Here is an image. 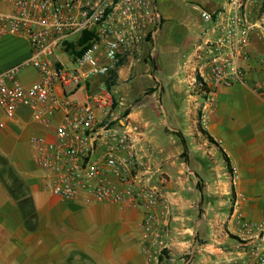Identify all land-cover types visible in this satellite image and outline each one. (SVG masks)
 <instances>
[{
	"label": "crops",
	"instance_id": "0c3cea01",
	"mask_svg": "<svg viewBox=\"0 0 264 264\" xmlns=\"http://www.w3.org/2000/svg\"><path fill=\"white\" fill-rule=\"evenodd\" d=\"M227 1L184 0L196 15L180 12L179 7L162 11L164 24L155 62L146 58V46L140 61L125 63L117 71L116 109L135 128L134 145L150 186L160 187L172 204L173 220L164 239L168 249L162 257L161 251L157 258L149 259L143 251L141 209L65 201L44 192L39 172L28 157L29 138L44 131L30 122L27 109L20 110L18 126L0 107V264H185L184 256L191 248L197 252L194 264H215L231 253L243 256L259 241L254 234L242 236L245 248L239 249L236 236L222 231L223 194L233 188L231 182L222 179L228 174L223 166L217 169L221 178L212 186L200 189L191 178L206 172L204 162L191 168L193 158L205 156L207 151L203 141H198V147L192 146L197 138L190 136L200 122L197 117L201 110L202 125L228 160L240 213L252 223L264 220V98L256 89L257 84L264 83L262 38L254 36L251 58L242 64L244 83L219 88L210 104L198 93L193 95L199 67L194 55L203 26L201 11H214ZM5 9L0 0V11ZM30 51L21 37L0 38V74L25 62ZM19 79L30 83L36 79V72L22 70ZM163 80L167 97L185 98L187 94L180 105L167 104L165 111L169 129H182L184 141L172 135L159 137ZM185 149H189L190 162L181 163L179 157ZM206 195L213 197V216L203 213L198 217ZM227 229L239 232L233 219Z\"/></svg>",
	"mask_w": 264,
	"mask_h": 264
},
{
	"label": "built area",
	"instance_id": "2783aa9c",
	"mask_svg": "<svg viewBox=\"0 0 264 264\" xmlns=\"http://www.w3.org/2000/svg\"><path fill=\"white\" fill-rule=\"evenodd\" d=\"M1 2L0 38L21 37L31 51L25 62L0 74V107L18 126L20 110L27 109L30 122L44 131L28 142L44 192L65 201L141 209L142 248L149 259L157 258L166 247L155 216L159 194L141 169L135 128L117 111L114 90L120 66L140 61L146 46V58L155 62L164 24L157 0ZM201 17L194 86L209 95L210 104L219 88L245 82L242 64L251 58L252 40L259 35L264 41V0H228L214 11L202 10ZM26 68L36 72L30 83L19 79ZM256 89L264 98V83ZM232 261L264 264V236Z\"/></svg>",
	"mask_w": 264,
	"mask_h": 264
},
{
	"label": "rangeland",
	"instance_id": "374dc122",
	"mask_svg": "<svg viewBox=\"0 0 264 264\" xmlns=\"http://www.w3.org/2000/svg\"><path fill=\"white\" fill-rule=\"evenodd\" d=\"M157 4L158 7L160 9V12L167 10L168 8L171 9H179L181 10L180 12H187V13H191L193 15H196L198 13H196L189 5L185 4L184 0H157ZM200 7H204L203 4H198ZM203 9H206L205 7ZM26 69H30V68H26ZM24 69V70H26ZM162 85V92L161 94L164 95L163 99L160 101V104H158L159 107H163L164 112L161 111V116L162 118L159 119V121L161 122L160 125V131H159V137L160 138H164L165 136H169L172 135L174 137V139H179L181 141L183 139V130L180 128H177L174 126L172 128V130L169 129V126L167 125L166 121H165V111H166V106L167 104H174V105H180L183 102V99H187V94L184 97L181 96H176V97H167L166 96V82L163 80L160 83ZM117 91V90H116ZM194 93L193 95H196V93L199 94V96L202 98L203 102L207 101L210 97L208 94L206 93H201L198 87L194 88ZM117 93L119 94V92L117 91ZM200 109H201V105H200ZM161 110V108H160ZM199 111V110H198ZM211 114L213 115V111L211 110ZM200 122L197 123V125L195 126L194 132L191 133L190 136L197 138L196 142L197 144H194L192 146L194 147H198V141H203L205 143V146L207 148L206 151V155L205 156H196L193 158V165L191 166V168H196L198 165V162H204V166L206 169V172H204V175L202 176H198V175H191L192 178V182L195 186L199 187L200 189H203V187H205L206 185H214L216 183L217 180H219L221 178V176H219V171L217 170L220 166H223V169L226 170V172L229 174L231 173V170L228 167V162L225 159V156L222 154V152L217 148V146L215 145V142L212 138V140L210 139L211 137L207 134L206 128L202 125L201 123V110L198 112V117ZM157 126H159L157 124ZM183 143V142H182ZM29 144V143H28ZM185 146V145H184ZM192 146H189V148H191ZM28 157L31 160V150L29 147V153H28ZM146 160V157H143V160ZM190 159V152L189 149H185L184 152L181 154V156L179 157V160L181 161V163H186L188 162ZM32 161V160H31ZM190 162V161H189ZM144 164L141 165V169H143ZM187 168V167H186ZM193 169H191L192 171ZM190 172V171H189ZM215 173V175H214ZM165 174V173H164ZM228 174H226L222 179L228 184H233V188H231L230 192L223 194L224 198H225V202L226 204L222 203V216L224 218V226H223V232L225 231L226 233H228V236H233L236 238L237 245L238 248H245V242L243 241V237L242 236H264V220L261 223H252L248 220H246V218L240 213L239 209H238V195L236 194L235 191V185H234V180L233 178H231ZM165 177H167V179H170L167 175H164ZM162 185H166V183L162 184ZM155 187L156 190L158 191L159 194V200H160V204L158 205V207L156 208L155 211V216L158 220V224L160 229L162 230V233L165 236L169 235V224L171 223V221L173 220V211H172V204L170 203V201L167 200L166 198V192H164L163 190H161L160 187L157 186H152ZM213 194V193H210ZM205 200L203 203L202 208L200 207V214H198V217H202L203 213L206 216H213L214 210H213V206H214V201H213V197L212 196H205ZM224 200V199H223ZM203 207L205 209H203ZM208 207H211L208 209ZM209 210L210 214L207 213ZM233 219L235 224L239 227V232L237 234L235 233H230L228 231V223L229 220ZM247 224V226H246ZM168 249V246L166 245L165 249L162 250L161 256L164 254L165 250ZM196 249V248H195ZM196 255L197 252L196 250H194L191 248V251L189 252V254L184 256V259L186 258V260L190 259L191 263L190 264H194L195 260H196ZM229 255V256H228ZM226 258H224L223 261L217 262L215 264H229L230 262H233L232 260H237L242 258L243 256H241V253H231L228 254Z\"/></svg>",
	"mask_w": 264,
	"mask_h": 264
},
{
	"label": "trees",
	"instance_id": "16d2710c",
	"mask_svg": "<svg viewBox=\"0 0 264 264\" xmlns=\"http://www.w3.org/2000/svg\"><path fill=\"white\" fill-rule=\"evenodd\" d=\"M115 83H116V82H115ZM115 83H114V84H115ZM210 139L212 140V138H210ZM226 160H227V159H226ZM227 161H228V160H227Z\"/></svg>",
	"mask_w": 264,
	"mask_h": 264
}]
</instances>
